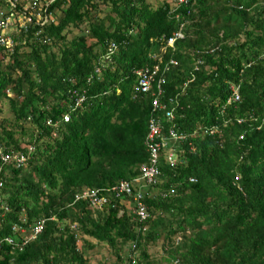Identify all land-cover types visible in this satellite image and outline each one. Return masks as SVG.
<instances>
[{"label":"trees","instance_id":"trees-1","mask_svg":"<svg viewBox=\"0 0 264 264\" xmlns=\"http://www.w3.org/2000/svg\"><path fill=\"white\" fill-rule=\"evenodd\" d=\"M46 11L58 16L0 49V151L23 160L0 158V264H264V0ZM154 65L160 93L137 92L132 70ZM149 119L184 138L160 147L146 183ZM121 182L130 194L113 191ZM87 188L107 202L74 199Z\"/></svg>","mask_w":264,"mask_h":264},{"label":"built area","instance_id":"built-area-1","mask_svg":"<svg viewBox=\"0 0 264 264\" xmlns=\"http://www.w3.org/2000/svg\"><path fill=\"white\" fill-rule=\"evenodd\" d=\"M11 7H15L19 5V9L14 11H9L6 13L5 9H0V49L2 51H10L13 41L11 36L17 35L20 31L26 28V25L29 23H35L37 25H42L47 23L54 18V13L47 12V6L53 0H6ZM187 0H175V5L184 4ZM181 33L177 31L173 33L171 36H168L165 39V44L167 46H172L174 40L176 38H180ZM110 47H114L113 42L110 43ZM153 57H155L153 55ZM170 62L174 63L173 60ZM158 70V66L154 65L151 67H137L132 70L133 75L135 76L136 83H135V90L142 91V92H149L151 90V82L153 81V75H156ZM155 81V80H154ZM156 82V81H155ZM158 81L156 83V87L158 88L157 91L151 90V95H157L160 93ZM154 93V94H153ZM236 93L233 92L232 97L236 98ZM157 101L153 98L152 99V107L153 109L158 106L156 103ZM163 108L159 106V108ZM164 115L166 118L171 116V111L165 110ZM66 119V117H64ZM216 129L211 127L209 130L205 129V133H212L215 132ZM184 138L183 133L175 132L174 130H168L167 134L161 133V127L152 122V120H148V130L146 133L145 144L146 148L149 151V160H151L150 164H142L140 165V178L145 180V182H150L154 179L157 175V168L154 166L155 161L158 159V150L160 147L166 145L168 141L171 140H179ZM169 151V148L168 150ZM19 153H12L11 155L7 156V154H3L0 151V158L2 161H7L8 159H12V163L19 164L22 162V157L18 156ZM150 163V162H149ZM137 181V180H136ZM1 184V179H0ZM113 191H125L127 194H130V190L127 186L126 182H121L119 186L112 187ZM96 189H83L80 193H76L74 195V199H86L91 206L101 207L107 202V198L105 195H97ZM115 194H117L115 192ZM140 191L133 193V201H135V208L134 212L138 216L140 220H144L147 216V212L143 205V202L139 199L140 198ZM11 229L16 231L22 238L23 243L27 241L25 229L21 225L12 226ZM40 230V225H36L30 230L29 238H33ZM7 241H10V238H6Z\"/></svg>","mask_w":264,"mask_h":264},{"label":"rangeland","instance_id":"rangeland-1","mask_svg":"<svg viewBox=\"0 0 264 264\" xmlns=\"http://www.w3.org/2000/svg\"><path fill=\"white\" fill-rule=\"evenodd\" d=\"M151 1H155V0H151ZM159 1H161V0H159ZM57 14H58V13H57ZM57 14H56V16H58ZM74 32H75V31H73L72 33H74ZM3 108H5V106H3ZM5 112H6V110L3 111V113H5ZM169 142H170V141L167 142V146H168ZM6 172H8V170H6ZM146 188H147V187H144L143 190H146ZM97 250H98V249H95V251H97ZM95 251H94V252H95ZM100 252H101V254H104V252H103L102 250H100ZM99 256H100L99 254L94 255V259L91 261L90 264H98V263H96V261L99 260ZM105 256L107 257V255H105ZM109 256H110V255H108V257H109Z\"/></svg>","mask_w":264,"mask_h":264},{"label":"clouds","instance_id":"clouds-1","mask_svg":"<svg viewBox=\"0 0 264 264\" xmlns=\"http://www.w3.org/2000/svg\"><path fill=\"white\" fill-rule=\"evenodd\" d=\"M64 117H66V116H64ZM64 117H63L62 119H63V121H66V119H67V118H66V119H64Z\"/></svg>","mask_w":264,"mask_h":264},{"label":"crops","instance_id":"crops-1","mask_svg":"<svg viewBox=\"0 0 264 264\" xmlns=\"http://www.w3.org/2000/svg\"><path fill=\"white\" fill-rule=\"evenodd\" d=\"M56 14H57V13L55 12V15H54V16H56Z\"/></svg>","mask_w":264,"mask_h":264}]
</instances>
